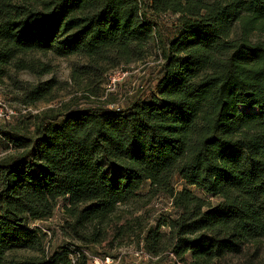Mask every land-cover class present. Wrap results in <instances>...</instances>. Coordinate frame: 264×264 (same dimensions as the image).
Returning a JSON list of instances; mask_svg holds the SVG:
<instances>
[{"label": "trees", "instance_id": "trees-1", "mask_svg": "<svg viewBox=\"0 0 264 264\" xmlns=\"http://www.w3.org/2000/svg\"><path fill=\"white\" fill-rule=\"evenodd\" d=\"M168 15L177 18L173 39L156 23ZM155 42L163 63L151 100L140 91L126 107L110 109L115 98L82 107L87 92L0 127L18 149L0 160V264H89L81 252L74 263L78 253L66 246L50 255L32 224L64 202L71 237L100 244L145 186L149 197L170 194L180 210L172 249L190 254L188 264L264 243V0H0V85L13 79L25 105L52 102L53 81L31 89L14 79L51 73L33 54L78 56L87 62L73 68L74 81L101 80L145 60ZM177 178L208 199L176 192ZM161 240L160 227L150 228V251L161 252ZM18 251L37 255L11 256Z\"/></svg>", "mask_w": 264, "mask_h": 264}, {"label": "rangeland", "instance_id": "rangeland-1", "mask_svg": "<svg viewBox=\"0 0 264 264\" xmlns=\"http://www.w3.org/2000/svg\"><path fill=\"white\" fill-rule=\"evenodd\" d=\"M165 30L170 39L174 38L177 33V18L173 15L163 16L156 22ZM44 63L51 66V73L41 76L35 75L29 71H21L18 74L12 72L14 79L28 84L32 89L41 86L47 82H54V93L56 99L52 102H38L36 104H23L21 97L23 93L18 89L13 79L5 80L0 85V101L6 103L10 109L18 112V116L10 123H0V127L16 124L23 117L35 115L49 108H59L61 105L69 103L72 98L81 97L87 92L97 93V96L89 94L91 101H84L82 107L100 106L110 98L116 99V104H110L108 107H126L132 102V99L140 96V91H145L144 100H151L158 95L157 84H150V80L159 72V68L163 63V54L159 42L152 43L149 47L148 56L140 62H132L129 65H120L116 69H108L101 80L96 77H84L80 82L73 79V68L75 66L86 65L87 60L78 56L71 58H61L54 56L52 53L33 54ZM108 68L107 66H105ZM115 79V83L112 79ZM52 99V98H51ZM102 104V106L100 105ZM23 111L27 113L24 114ZM242 111H256V109H242ZM3 136L0 135V160L14 153L18 149L9 146ZM188 188L193 194L207 198L198 187L187 186L184 181L177 178L173 184L176 192L184 188ZM141 193V198L134 202L121 206L118 213L113 217V223L109 225L108 236L97 245L85 246L80 240H75L69 234V230L65 228L64 221V202L59 204L53 216L45 222H36L32 224V228L40 229L47 236V251L52 255L62 246H66L78 254L72 257L77 260L80 252L83 253L89 264H94V258L103 260L106 257L112 258L118 264H188L191 263L192 257L186 254L183 258H179L173 252V244L176 243L171 224L178 218L180 210L176 209L173 198L165 191H161L154 197H149L150 188L148 186ZM149 195V196H148ZM208 199V198H207ZM213 205H217L218 199H209ZM160 227L162 240L160 242L161 252L154 253L150 251L146 238L150 228ZM119 228H126V234H118ZM260 247L245 246L240 253L229 254L224 259L215 261L211 264H264V243ZM37 255L31 251H18L11 256L18 259L30 258ZM164 261V262H161Z\"/></svg>", "mask_w": 264, "mask_h": 264}, {"label": "built area", "instance_id": "built-area-1", "mask_svg": "<svg viewBox=\"0 0 264 264\" xmlns=\"http://www.w3.org/2000/svg\"><path fill=\"white\" fill-rule=\"evenodd\" d=\"M112 82L115 83L114 78L112 79ZM110 109H114V108L110 107ZM23 113L26 114L27 112L23 111ZM18 115H19L18 112L10 109V107L6 103L0 101V123H10ZM0 135L2 136L1 133ZM73 262L75 263L76 261L73 260ZM94 264H118V263L108 256L103 260L94 258Z\"/></svg>", "mask_w": 264, "mask_h": 264}]
</instances>
